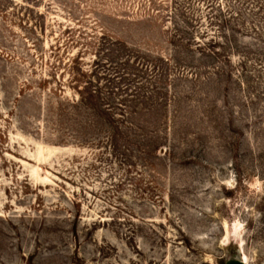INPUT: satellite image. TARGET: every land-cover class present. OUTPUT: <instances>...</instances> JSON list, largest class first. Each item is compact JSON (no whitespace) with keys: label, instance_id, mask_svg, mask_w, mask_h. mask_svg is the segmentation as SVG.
<instances>
[{"label":"rangeland","instance_id":"374dc122","mask_svg":"<svg viewBox=\"0 0 264 264\" xmlns=\"http://www.w3.org/2000/svg\"><path fill=\"white\" fill-rule=\"evenodd\" d=\"M238 259L264 264V0H0V264Z\"/></svg>","mask_w":264,"mask_h":264},{"label":"water","instance_id":"95a60500","mask_svg":"<svg viewBox=\"0 0 264 264\" xmlns=\"http://www.w3.org/2000/svg\"><path fill=\"white\" fill-rule=\"evenodd\" d=\"M226 264H244V262L238 259V260H230L226 262Z\"/></svg>","mask_w":264,"mask_h":264},{"label":"trees","instance_id":"16d2710c","mask_svg":"<svg viewBox=\"0 0 264 264\" xmlns=\"http://www.w3.org/2000/svg\"><path fill=\"white\" fill-rule=\"evenodd\" d=\"M94 94H95V92L91 91V92L88 93V97H89L90 99H93Z\"/></svg>","mask_w":264,"mask_h":264}]
</instances>
